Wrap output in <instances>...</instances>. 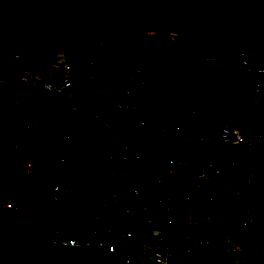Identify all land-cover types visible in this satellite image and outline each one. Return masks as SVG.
<instances>
[{
    "label": "built area",
    "instance_id": "1",
    "mask_svg": "<svg viewBox=\"0 0 264 264\" xmlns=\"http://www.w3.org/2000/svg\"><path fill=\"white\" fill-rule=\"evenodd\" d=\"M0 63L21 65L16 80L0 76V210L125 263L264 264V48L243 50L228 75L224 53L169 61L162 77L146 58L126 68L102 36L85 64L64 45L0 49ZM79 69L87 104L74 101ZM154 85L160 124L143 114Z\"/></svg>",
    "mask_w": 264,
    "mask_h": 264
},
{
    "label": "trees",
    "instance_id": "2",
    "mask_svg": "<svg viewBox=\"0 0 264 264\" xmlns=\"http://www.w3.org/2000/svg\"><path fill=\"white\" fill-rule=\"evenodd\" d=\"M152 28L177 31L185 43L174 46ZM63 33L64 40L54 34ZM102 36L110 55L126 68L142 58L155 62L159 76L167 62L186 63L209 53L227 55V70L237 71L245 49L264 48V0H0V49L21 45L43 54L65 46L74 61L88 62L90 44ZM20 64L0 63V76L16 80ZM249 96L248 79L236 78ZM75 102L87 104L81 69L74 74ZM159 86L143 114L161 123ZM241 123L248 121L247 105Z\"/></svg>",
    "mask_w": 264,
    "mask_h": 264
},
{
    "label": "water",
    "instance_id": "3",
    "mask_svg": "<svg viewBox=\"0 0 264 264\" xmlns=\"http://www.w3.org/2000/svg\"><path fill=\"white\" fill-rule=\"evenodd\" d=\"M0 264H131L103 246L52 242L29 214L0 210Z\"/></svg>",
    "mask_w": 264,
    "mask_h": 264
}]
</instances>
